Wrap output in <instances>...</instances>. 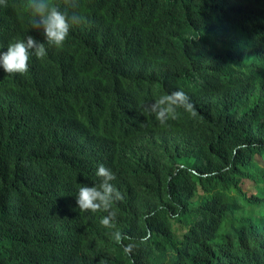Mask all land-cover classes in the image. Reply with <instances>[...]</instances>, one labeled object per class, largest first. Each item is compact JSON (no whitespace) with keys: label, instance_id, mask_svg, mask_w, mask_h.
Masks as SVG:
<instances>
[{"label":"trees","instance_id":"trees-1","mask_svg":"<svg viewBox=\"0 0 264 264\" xmlns=\"http://www.w3.org/2000/svg\"><path fill=\"white\" fill-rule=\"evenodd\" d=\"M16 1L0 44L47 55L0 74V264H264V0H79L61 49ZM176 90L194 117L142 112ZM101 164L115 229L77 205Z\"/></svg>","mask_w":264,"mask_h":264},{"label":"clouds","instance_id":"clouds-1","mask_svg":"<svg viewBox=\"0 0 264 264\" xmlns=\"http://www.w3.org/2000/svg\"><path fill=\"white\" fill-rule=\"evenodd\" d=\"M0 6L7 7L8 0H0ZM15 12L29 9L31 14V27L41 31L47 45L61 49L69 37L70 30L74 25L84 22L77 9L79 0H63V9L53 0H28V5L17 0L13 5ZM31 35L14 37L6 44H0V74H24L29 70V60L34 55L42 59L47 55L45 42H39ZM1 79V78H0ZM1 84V83H0ZM142 112L155 115L162 126L168 125V121L175 120L179 116V109H183L193 117L196 109L189 97L183 90H176L170 94L161 95L158 99L148 105H141ZM99 183L92 187L82 186L78 189L77 205L80 212H105L100 219V224L105 228H116V212L112 210L115 202L121 201L123 195L112 183L116 179L111 169L103 164L99 165L96 172ZM114 240L122 244L125 239L119 230L112 233ZM148 237H141L138 241L123 245L124 252L131 255L134 249L147 243Z\"/></svg>","mask_w":264,"mask_h":264}]
</instances>
